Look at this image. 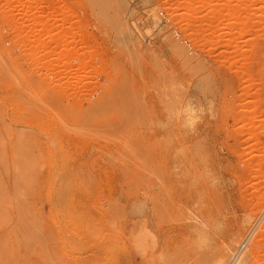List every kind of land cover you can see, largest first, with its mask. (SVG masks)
<instances>
[{
	"label": "rangeland",
	"instance_id": "374dc122",
	"mask_svg": "<svg viewBox=\"0 0 264 264\" xmlns=\"http://www.w3.org/2000/svg\"><path fill=\"white\" fill-rule=\"evenodd\" d=\"M263 207L264 0H0V264H264Z\"/></svg>",
	"mask_w": 264,
	"mask_h": 264
},
{
	"label": "bare ground",
	"instance_id": "6f19581e",
	"mask_svg": "<svg viewBox=\"0 0 264 264\" xmlns=\"http://www.w3.org/2000/svg\"><path fill=\"white\" fill-rule=\"evenodd\" d=\"M124 7H125V13H126V15H127V17H129L130 15H131V13H132V11H131V9L130 8H128V7H130V6H127L126 4H124ZM129 23V22H128ZM130 23H131V21H130ZM119 26V25H118ZM132 28H131V24H130V27H127V29L126 30H122L121 31V37H122V40L123 41H125V40H127V38H129L133 33H132V30H131ZM119 31V30H118ZM175 102V101H174ZM188 110H190V109H188ZM187 110V111H188ZM186 111V110H185ZM185 111H183V112H185ZM186 111V112H187ZM187 113H192V110L190 111V112H187ZM186 113V114H187ZM186 114H184V115H186ZM181 115V114H180ZM191 115V114H190ZM188 118V117H187ZM191 118V117H190ZM146 185V184H145ZM141 187V186H140ZM157 190V189H156ZM161 191V190H160ZM149 194V193H148ZM137 198V197H136ZM158 198V197H157ZM155 199V198H154ZM158 202V201H157ZM147 203H148V201H147ZM152 203V202H151ZM157 204V203H156ZM168 204H169V202H168ZM236 204H238V203H236ZM147 205L146 204H143V202H141V203H139V201H138V203L134 206V213H135V215L136 216H138L139 215V220H137L138 222H136V223H133V226H134V224H136L135 226H134V228L133 229H135V230H137L138 232H143L144 230H146L147 229V227L149 226V221H150V216L148 215V211H147V207H146ZM159 206V205H158ZM236 206V205H235ZM171 207V206H170ZM236 207H238V208H242V207H240V205L239 206H236ZM154 208V207H153ZM264 208V207H263ZM171 209V208H170ZM149 210V209H148ZM229 210V209H228ZM232 210V209H231ZM235 210V209H234ZM240 209H238V211H239ZM250 210V209H249ZM260 210V209H259ZM150 211V210H149ZM161 211V210H160ZM159 211V212H160ZM236 211H237V209H236ZM247 211V210H246ZM245 211V212H246ZM253 211V210H252ZM258 211V210H257ZM257 211H255V212H257ZM153 212V211H152ZM151 212V213H152ZM170 212V211H169ZM241 212V211H240ZM133 213V214H134ZM155 213V212H154ZM154 213H152L153 214V216H154ZM158 213V212H157ZM171 213V212H170ZM233 213L234 212H232V215H233ZM253 213V212H252ZM251 213V214H252ZM159 214V213H158ZM166 214V213H165ZM169 214V213H168ZM213 214V213H212ZM231 214V213H230ZM251 214H247V215H245L244 217H243V219L241 220V228L242 229H245L246 228V226H248L251 222H252V219H253V214L251 215ZM171 215V214H170ZM169 215V216H170ZM202 215V214H201ZM204 215V214H203ZM226 215H227V213H226ZM153 216H152V218H153ZM156 216V215H155ZM229 216V215H228ZM159 217V216H158ZM158 217L155 219V220H157L158 219ZM163 217V216H162ZM159 218H161V217H159ZM215 218V217H214ZM222 218H224L223 216H222ZM226 218V217H225ZM167 220V219H166ZM134 221H136V220H134ZM168 221V220H167ZM133 222V221H132ZM131 222V223H132ZM205 222H207V220L205 221ZM151 223V222H150ZM208 224H204L203 226L201 225V227H200V229H199V231L198 232H196L195 234H196V237L194 238L195 240H194V255H196V257H195V260H194V263L190 260V262H192L193 264H225L224 263V256L226 255H228V254H231V252H233V250L235 251L234 252V254L233 255H235V254H237L238 252H239V247H240V245H238L237 244V240H239V239H237L235 236H237V235H235L234 236V234H233V232H231V230H233V226H234V222H231V220L230 221H227V222H225V221H221V220H218V219H212V220H208V222H207ZM155 224V223H154ZM196 225V224H195ZM198 225V224H197ZM196 225V226H197ZM137 226V227H136ZM157 226H155V228H156ZM250 227V226H249ZM132 228V227H131ZM154 228V227H153ZM241 228L240 229H238V230H241ZM252 228V227H251ZM133 229H132V231H133ZM175 229V228H174ZM195 229H196V227H195ZM198 229V228H197ZM133 231V232H136V231ZM159 230V229H158ZM167 230V229H166ZM237 230V231H238ZM252 230V229H251ZM262 230H264V229H262ZM163 231V230H162ZM161 231V232H162ZM171 231V230H170ZM192 231V230H191ZM242 231V230H241ZM174 232V231H173ZM195 232V231H194ZM258 232H260L259 234H258V237L259 238H262V239H264L263 237H264V231H262V233H261V231H258ZM137 233V232H136ZM153 233H154V231H153ZM190 233V232H189ZM133 235L135 234V233H132ZM156 234V233H155ZM248 234V233H247ZM136 235V234H135ZM167 235V234H166ZM171 235V234H170ZM192 235H194V234H192ZM129 236V235H128ZM256 236V235H255ZM261 236V237H260ZM123 237V236H122ZM135 239H136V237L135 236H133ZM169 237V236H168ZM257 237V236H256ZM257 237V238H258ZM126 238V237H125ZM173 238V237H172ZM186 238V237H185ZM251 237L250 236H248V237H246L245 239H244V242L242 243L244 246L246 245V243L248 242V241H250L251 239H250ZM127 239V238H126ZM129 239H131L130 237H129ZM164 239V238H163ZM174 239V238H173ZM261 239V240H262ZM142 240V239H141ZM166 240V239H165ZM117 241V240H116ZM133 241V240H132ZM131 241V242H132ZM254 241H256L255 243L253 242V244L254 245H256V244H258V243H260V242H258L259 240H254ZM130 242V243H131ZM135 242V241H134ZM242 242V241H241ZM251 242V241H250ZM191 243V242H190ZM112 244V243H111ZM119 244V243H118ZM222 244H225L224 246L222 245ZM249 244V243H248ZM113 245V244H112ZM119 245H121V248H119V252L117 251V248H116V254L114 255V258L115 259H118V260H114V261H112V260H110L109 258V261H111L109 264H121V263H119V262H121V261H119V258L121 257V256H123V251H124V247H125V243H120ZM130 245H132V244H130ZM188 245V244H187ZM252 246V245H251ZM264 246V245H263ZM262 246V247H263ZM253 247V246H252ZM251 247V248H252ZM126 248V247H125ZM133 248V247H132ZM135 248V247H134ZM247 248H249V247H247ZM250 248V249H251ZM140 249V248H139ZM256 249V248H255ZM257 249H258V247H257ZM260 249H262V248H260ZM110 250H112V249H110ZM134 250V249H133ZM166 250V249H165ZM176 250V249H175ZM178 250V249H177ZM115 251V250H114ZM113 251V252H114ZM247 251V250H246ZM252 251V250H251ZM262 251V250H261ZM125 252V251H124ZM148 252V251H147ZM162 252V251H161ZM191 252V253H192ZM244 252V251H243ZM254 252H256V251H254ZM253 252V256H255L254 253ZM257 252H259V250H257ZM105 253V252H104ZM112 253V252H111ZM127 253V252H126ZM159 253V252H158ZM158 253H157V255H158ZM163 253V252H162ZM247 253V252H246ZM166 254V253H165ZM173 254V253H172ZM189 254V253H188ZM249 254V253H248ZM252 254V253H251ZM159 255H160V253H159ZM182 255H184V254H182ZM244 255V254H243ZM142 256V255H141ZM163 256V255H162ZM171 256V255H170ZM240 255H238V257H239ZM251 256V255H250ZM104 257V256H103ZM108 257V256H107ZM139 257V256H138ZM153 257V256H152ZM165 257H166V255H165ZM172 257V256H171ZM178 257V256H177ZM183 257V256H182ZM233 257V256H232ZM242 257V256H241ZM105 258V257H104ZM122 258V257H121ZM136 258V257H135ZM162 258V257H161ZM236 258H237V256H236ZM255 258V257H254ZM124 259V258H123ZM149 259V258H148ZM157 259V258H156ZM183 259V258H182ZM192 259V258H191ZM121 260V259H120ZM166 260H168V258L166 259ZM179 260V259H178ZM188 260V259H187ZM170 261H171V258H170ZM185 261V260H184ZM235 261V260H234ZM241 261H243V260H241V259H239V262L241 263ZM107 262H108V260H107ZM107 262H105L106 264H108ZM135 262V261H134ZM144 262H145V260H144ZM176 262H178V261H176ZM238 261L237 262H235L236 264L237 263H239ZM244 262V261H243ZM256 262V261H255ZM148 263V262H147ZM151 263V262H150ZM156 263V262H155ZM160 263V262H159ZM168 263H169V261H168ZM191 263V264H192ZM234 263V262H233ZM140 264H142V263H140ZM180 264V263H179ZM251 264V263H250ZM256 264V263H255Z\"/></svg>",
	"mask_w": 264,
	"mask_h": 264
}]
</instances>
